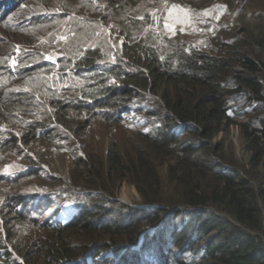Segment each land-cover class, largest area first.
I'll return each mask as SVG.
<instances>
[{
	"label": "trees",
	"instance_id": "16d2710c",
	"mask_svg": "<svg viewBox=\"0 0 264 264\" xmlns=\"http://www.w3.org/2000/svg\"><path fill=\"white\" fill-rule=\"evenodd\" d=\"M38 1L0 0V122L18 111L51 110L44 124L24 119L23 144L51 137L68 113L86 109L122 122L142 97L159 108L143 110L151 119L130 126L125 146L116 140L107 155L78 160L72 187L38 191L20 210L9 209L27 221L39 214L47 231L38 256L19 262L264 264V26L223 27L204 49L182 30L168 33L165 21L183 12L210 26L211 12L228 9L221 0H46L37 9ZM108 26L117 29L115 45L95 33ZM62 29L71 34L65 41ZM15 34L28 44L48 36L47 53L59 52V63L76 60L63 99L45 59L11 61L22 42ZM234 126L248 154L244 165L223 157L216 143ZM4 135L0 150L14 147ZM123 184L136 189L138 206L119 199ZM58 200L70 207L57 208Z\"/></svg>",
	"mask_w": 264,
	"mask_h": 264
},
{
	"label": "rangeland",
	"instance_id": "374dc122",
	"mask_svg": "<svg viewBox=\"0 0 264 264\" xmlns=\"http://www.w3.org/2000/svg\"><path fill=\"white\" fill-rule=\"evenodd\" d=\"M39 1H42V4L37 6V9L48 6L46 0ZM49 4L53 9L58 8L57 3L50 2ZM220 6L221 8L227 6L228 9L224 12H217L218 9L214 10V13L211 12L210 26H206L204 20L194 19L183 12L170 14L165 21L167 32L175 35L182 30L189 40L205 49L215 37L222 38L220 34L223 32V27L241 32L244 29H257L258 26L259 28L264 26V0H235L232 5L221 0ZM98 32L95 30L100 41L108 39L113 45L118 43L117 29L108 26L104 33ZM46 34L50 35L49 31ZM5 36L9 38L13 35ZM15 36L18 43L22 42L19 43L21 44L20 50L10 53L11 61L15 62L18 58L34 62L45 59L44 61L50 64L49 70H46L47 76L54 79L57 84L56 97L63 99L62 89L73 86L70 76L65 75L75 69L74 65L70 64L76 63V60L73 59L68 64L59 63V52L57 56L47 53L48 36L43 37L35 44H28L30 41L28 37L23 38L16 34ZM68 36H71L68 30L62 29L59 34L61 41H65ZM213 45H216V42ZM63 55L62 53V59ZM60 68H64V70H60ZM42 100L45 102V99ZM158 108L159 105L154 100L149 101L142 97L135 110L122 122H116L114 118L107 119L105 116H93L86 109L75 116L68 113L70 117L64 123H58V128L56 127V131L51 137L40 138L38 134L37 138H32L28 145L22 143L23 134L29 130L24 119L32 120L30 123L36 121L38 125L44 124L45 115L51 111L50 108H35L37 112H28L29 114L18 111L13 114L15 117L7 119V122H0L2 125L0 137L5 134L7 144L14 145V147L0 150V264H21L19 262L21 256L29 258L33 256L32 254L37 255L39 250L37 243L47 235L43 223L39 222V214L30 212L28 214L29 221H27L23 217L12 216L9 209L20 210L21 205L19 204L26 200V205L32 200L30 197H25L36 194L38 191L48 189L56 191L72 187L73 170L78 160L85 159L89 152H92L98 159L100 156L107 155L112 142L116 140L121 146H125L130 126L151 119V116L143 113V110L151 111ZM33 127L34 125H32ZM216 143L221 144L223 157L239 165L246 163L248 154L245 153L241 132L237 126L217 135ZM17 179L20 182H15ZM20 194L22 199L15 198ZM118 197L123 203L131 206H138L141 203L136 189L129 184H123ZM55 205L57 208L70 207L69 203L59 200ZM67 211H69L68 208ZM37 262L41 264L43 260H37ZM22 263L24 262L22 261Z\"/></svg>",
	"mask_w": 264,
	"mask_h": 264
}]
</instances>
